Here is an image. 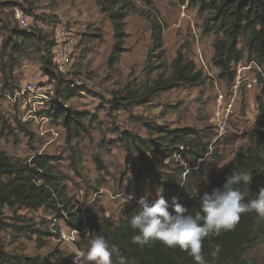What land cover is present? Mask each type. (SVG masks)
<instances>
[{"label":"rangeland","instance_id":"obj_1","mask_svg":"<svg viewBox=\"0 0 264 264\" xmlns=\"http://www.w3.org/2000/svg\"><path fill=\"white\" fill-rule=\"evenodd\" d=\"M207 15L189 0H133L124 20V49L109 67L112 26L95 0H0V26L41 28L55 41L60 35L59 22L64 21L67 45L62 51L67 52V59L60 69L56 65L62 79L46 76L38 59L30 56L7 75L8 86L1 90L4 77L0 69V149L22 162L38 154L52 156L54 186L75 213L69 217L46 207L3 208L0 245L4 256L73 264L77 251L86 250L88 232H92L87 216L109 218L116 225L123 208L138 207L137 200L145 195L149 203L154 202L159 189L169 211L173 198L185 206L188 199L211 193L225 163L237 150L249 146L257 132L255 96L260 88L258 75L264 78V64L258 68L243 59L232 83L220 80L210 60L214 34L204 26ZM153 22L162 29L159 60L153 57L155 51L149 53ZM6 35L0 28V68L5 62L2 44ZM53 51L58 48L54 46ZM178 51L202 70L203 82L149 93L160 74L169 76L170 62ZM28 84L36 91L14 96ZM69 92L74 96L67 98ZM230 102L232 106L226 107ZM57 105L87 115L78 137L69 138L61 121L47 115ZM157 126L193 130L194 151L201 155L173 144ZM130 135H134V144L125 140ZM179 150H185V157ZM186 160H193L196 175L190 190L183 185L182 168L191 169ZM129 194L132 199L125 203ZM69 219L82 221V232L64 237L62 230L74 228ZM246 256L254 264H264V239Z\"/></svg>","mask_w":264,"mask_h":264},{"label":"trees","instance_id":"obj_2","mask_svg":"<svg viewBox=\"0 0 264 264\" xmlns=\"http://www.w3.org/2000/svg\"><path fill=\"white\" fill-rule=\"evenodd\" d=\"M101 12L107 14L112 26V52L108 65H113L119 60L125 37L124 20L133 7V0H95ZM198 6L200 11H207L204 26H208L214 34L212 40L213 53L211 63L218 69L217 77L230 84L234 81L238 64L246 59L252 61L256 67L264 64V0H189ZM4 6H13L4 4ZM44 19V18H43ZM6 30L2 48L5 62L1 65L3 75L2 89L8 86L7 75H11L19 65L21 59L30 56L36 57L41 65L42 72L59 81L62 79L53 63L54 39L41 28H9L0 26ZM243 46H239L240 42ZM153 57L159 60L163 56L162 29L153 22L151 34ZM170 74L164 77L160 74L154 80L149 91L168 90L178 84L198 85L204 80L202 70L197 69L193 60L187 59L181 51H178L169 65ZM260 88L255 96L258 104V113L255 118L257 132L250 137L251 144L236 151L235 155L223 166L218 177L214 181V188L222 187L225 178L237 171H250L252 182L248 185L249 195L242 203L256 198L261 188H264V78L258 75ZM3 92V91H2ZM134 98L132 92H128ZM74 96L68 93L67 98ZM125 97L115 96L114 99ZM116 104V103H115ZM121 105V103H118ZM120 107V106H119ZM47 115L59 119L69 138L78 137L84 128V120L87 115L82 112L72 111L57 105L47 111ZM90 118V117H89ZM158 132L165 133L173 144H180L186 151L195 156L201 155L194 151L195 136L189 128L167 129L156 127ZM126 142L134 144V135L125 137ZM190 147V148H187ZM177 148H171L175 151ZM185 150H179L178 154L185 157ZM52 156L38 154L28 161L12 159L5 151L0 149V214L3 208L23 207L29 210H37L41 207L64 211L69 217H73V207L68 199L61 198L55 184V175L51 169ZM189 162L188 160H186ZM191 169H184V187L191 189L195 182L194 162H189ZM243 189V185H239ZM201 198L188 199L185 207L188 214L195 215L200 210ZM70 205V206H69ZM68 207H71L68 209ZM78 212V210H76ZM138 207H125L122 210L120 222L116 225L109 218L97 220L93 215L87 216V223L92 232L105 236L109 244H116L120 248L119 255H113L112 264H196L188 251L179 247L169 248L160 241H152L149 245L141 247L132 243V236L138 234L130 226L131 216L136 214ZM203 223V221H201ZM68 224L80 230L82 221L68 220ZM264 239V218L254 212L242 213L239 223L230 231L222 230L219 235L210 234L202 241V254L210 264H254L246 256L248 250L256 246ZM219 246L220 252L213 259L211 253ZM0 264H47L37 257L4 256L0 245Z\"/></svg>","mask_w":264,"mask_h":264},{"label":"clouds","instance_id":"obj_3","mask_svg":"<svg viewBox=\"0 0 264 264\" xmlns=\"http://www.w3.org/2000/svg\"><path fill=\"white\" fill-rule=\"evenodd\" d=\"M251 182L250 171L233 172L225 178L222 187L203 193L200 210L195 215L188 214V209L175 202V198L172 211H169V204L160 194V189L158 198L152 203H149L147 195L140 197L137 200L138 211L130 219L131 228L138 230V234L132 236V243L144 247L152 241H160L169 248L179 247L188 251L196 264H210L202 254V241L206 236L232 230L242 213L254 212L264 218V188L259 190L256 198L242 203L249 195ZM241 184L243 189L238 187ZM131 199L129 194L124 197V202ZM88 236L86 250L80 251L78 257L86 264H112L113 255L120 253L119 246L110 245L104 235L96 232H88ZM219 252L217 246L211 253L212 258H217Z\"/></svg>","mask_w":264,"mask_h":264},{"label":"built area","instance_id":"obj_4","mask_svg":"<svg viewBox=\"0 0 264 264\" xmlns=\"http://www.w3.org/2000/svg\"><path fill=\"white\" fill-rule=\"evenodd\" d=\"M59 26H60V29H59V33H60V35H59V37H55L56 39H55V44H54V46L55 47H57L58 48V59H57V61H59V63H64V59L63 58H61V50H62V48L64 47V46H66L67 45V43L66 42H64L65 41V37H63V30H66L65 29V25H64V21L61 19L60 20V22H59ZM53 46V47H54ZM251 65L252 64V61H250V62H248V65ZM253 83H254V80H253ZM250 85L251 84H249V87H250ZM30 91H36L35 90V88H34V86L33 85H31V84H28V85H26V86H24L23 88H21V89H19L18 91H15L14 92V96L16 97V96H18V95H23L25 92H30ZM228 106H232V102H230L226 107H228ZM226 107H225V113H224V116L226 115ZM224 121H222V123H223ZM82 232V230H76L75 229V227L74 228H72L70 231H67V232H64L63 230H62V234H63V236L64 237H68L70 234H72V233H81ZM78 251H77V258H76V263H73V264H80V258L78 257Z\"/></svg>","mask_w":264,"mask_h":264},{"label":"bare ground","instance_id":"obj_5","mask_svg":"<svg viewBox=\"0 0 264 264\" xmlns=\"http://www.w3.org/2000/svg\"><path fill=\"white\" fill-rule=\"evenodd\" d=\"M21 23V22H20ZM54 52V56H53V63L55 64V66L57 65V68L59 67V69L61 68V64L63 63H59V61H57L58 59V51H53ZM61 58L64 59V61L67 59V52L64 50L62 51L61 50ZM76 258H77V255L74 256L73 258V263H76ZM82 258H80V264H82Z\"/></svg>","mask_w":264,"mask_h":264}]
</instances>
